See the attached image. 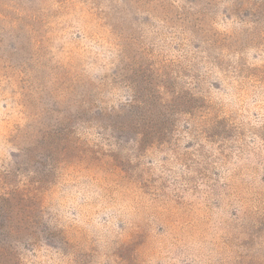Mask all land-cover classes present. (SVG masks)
Segmentation results:
<instances>
[{
  "label": "rangeland",
  "instance_id": "obj_1",
  "mask_svg": "<svg viewBox=\"0 0 264 264\" xmlns=\"http://www.w3.org/2000/svg\"><path fill=\"white\" fill-rule=\"evenodd\" d=\"M0 264H264V0H0Z\"/></svg>",
  "mask_w": 264,
  "mask_h": 264
}]
</instances>
